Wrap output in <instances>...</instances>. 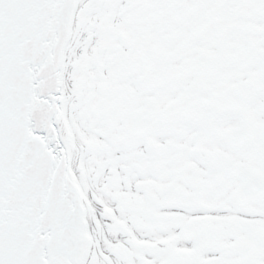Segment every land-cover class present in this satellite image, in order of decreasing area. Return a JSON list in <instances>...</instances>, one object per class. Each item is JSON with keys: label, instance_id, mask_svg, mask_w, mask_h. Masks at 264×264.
Listing matches in <instances>:
<instances>
[{"label": "snow or ice", "instance_id": "1", "mask_svg": "<svg viewBox=\"0 0 264 264\" xmlns=\"http://www.w3.org/2000/svg\"><path fill=\"white\" fill-rule=\"evenodd\" d=\"M0 264H264V0H0Z\"/></svg>", "mask_w": 264, "mask_h": 264}]
</instances>
